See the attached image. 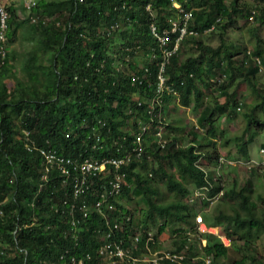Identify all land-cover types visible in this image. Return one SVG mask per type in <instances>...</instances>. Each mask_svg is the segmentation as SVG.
I'll list each match as a JSON object with an SVG mask.
<instances>
[{
  "label": "trees",
  "instance_id": "obj_1",
  "mask_svg": "<svg viewBox=\"0 0 264 264\" xmlns=\"http://www.w3.org/2000/svg\"><path fill=\"white\" fill-rule=\"evenodd\" d=\"M176 1L193 11L191 28L202 32L215 24V29L221 27L222 31L217 47L196 37L186 38L179 49L194 46L198 54L181 61L178 49L167 58V83L177 90L178 97L158 94L156 74L165 57L150 29L151 23L158 34L169 28L167 20L174 16L170 0H35L31 8L22 5V12L35 19L30 15L20 18L13 2L7 6L6 51L0 60V264H72L71 258L82 259L83 264H111V259L98 254L102 237L109 232L107 241H121L129 247L126 237L138 228L143 234L155 231L153 240L145 242L144 234L138 249L129 251L137 262L126 258L114 264H180L166 259L141 260L147 259L143 254L160 250L162 233L172 240L170 250L178 253L185 229H193L202 207L214 204L218 209L224 202L214 218L227 235L231 230L230 244L225 246L216 235L203 233L198 240L204 238L205 245L200 250L189 249L185 263L202 264L192 258L209 256L211 264H220L221 259L227 264H264L250 252L253 239L264 231V212L250 192L252 182L226 189L223 181L214 179L215 166L208 167V163L218 162L217 139L222 147L234 141L239 158H247L248 143L264 131V85L256 80L264 65V40L256 37L254 50L250 54L243 50L237 59L238 54L223 37L228 29L225 20L253 16L264 27V0H255L253 8L239 4L240 0H229L228 6L226 0ZM56 17L57 23H46ZM21 27L32 30L29 39L35 41L36 48L26 55V77L18 79L9 64L13 52L7 50V44L16 39ZM173 37L169 36L170 46ZM216 69L226 76L237 72L255 101L245 112L247 127L234 137L227 138L214 118L216 111L221 113L227 106L207 107L203 89L208 92L211 85L223 84L209 81L217 78ZM37 71L43 75L41 81L35 77ZM5 78L13 80L12 87ZM190 103L195 110L207 108L197 116L198 125L207 126L202 135L194 126L185 131L179 119L164 121V114L174 112L177 104ZM237 104L230 107L232 112L236 113ZM144 125L149 126L142 136L144 151L140 158L133 154L122 166L125 175L120 193L109 199L114 206L102 205V213L89 206L100 198L107 179L97 177L90 190L73 197L69 181L64 182L55 171L44 179L41 158L24 145L33 141L37 147L73 158L120 157L132 149L135 135ZM158 125H165L167 142L163 147L154 138ZM250 125L253 128L249 130ZM96 134L100 147L94 150ZM184 137L189 141L186 145L182 144ZM222 138H226L224 143ZM200 158L207 160L203 168ZM195 189L206 194L200 204L191 201ZM220 190L222 195L214 201ZM123 200L134 201L135 208H128ZM72 217L77 220L75 226ZM229 249H242L246 255L235 259L228 255Z\"/></svg>",
  "mask_w": 264,
  "mask_h": 264
},
{
  "label": "rangeland",
  "instance_id": "obj_2",
  "mask_svg": "<svg viewBox=\"0 0 264 264\" xmlns=\"http://www.w3.org/2000/svg\"><path fill=\"white\" fill-rule=\"evenodd\" d=\"M226 6H228L229 0H226ZM244 2L246 6L252 7L255 5L256 1L255 0H240L239 4ZM13 4L16 6L17 14L21 17H26L28 15L32 16V19L35 17L29 13V12H22L21 6L23 4V0H14ZM229 8V7H228ZM256 16H258V10L256 9ZM225 19V18H224ZM59 20V17L48 19L47 24L49 23H57ZM34 21V20H33ZM260 21H256L255 18L254 20H250L249 17H240L238 19H235L234 22L230 21L228 22L225 20V24H227V28L225 33H223V37L226 39V43L230 49L235 51L238 56L237 59H239L242 55L243 50H250L251 52L254 50L256 47V37L260 38L261 40H264V27L259 26ZM221 27H217L212 33L202 35L201 37H196L197 39L201 40L203 44L212 46V47H217L220 44V33L222 32ZM33 35L32 30L29 28L22 29V27L17 31V37L16 39L12 42L7 44V50H9L11 53L13 52L12 58L8 59L9 64L11 65V70L14 76H16L18 79H21L23 76L26 77L25 73V60H26V55L30 54V52L33 51V48H36L35 41L29 39L31 38L30 36ZM116 42H119V38L116 39ZM119 43H117L118 46ZM34 45V46H33ZM183 49V50H182ZM37 54H39V51H36ZM181 61L184 60L188 55L189 56H196L198 54V51L194 49V46L191 48L189 45L187 46H181V50L179 49ZM41 54V53H40ZM41 56V55H40ZM41 61V59L39 60ZM39 64V62H38ZM42 64H44V61H42ZM260 72L256 75V80L259 82V84L264 85V65L261 66ZM222 70L216 69L214 74L216 73H221ZM36 79L42 80V73L40 71L36 72ZM212 78V77H211ZM211 78L209 81H211ZM3 81L7 84L8 87H12L13 80L9 79H3ZM224 82V83H223ZM221 87L219 86H213L211 85L209 88V91L204 90V94L207 97L208 105L207 107H212L214 104H217V106H227L225 108V111H222L221 113L219 111L215 112L214 118L216 119V124L219 126V130L225 134L227 138L230 136L234 137L236 134H241L243 132V129L247 127L246 123V115L245 112L246 110L251 108L255 104V101L253 99V96L250 91V87L248 84L242 80V77L237 73V72H229L227 78H225L222 81ZM242 103V109L241 111H237V113L232 112L230 107L234 106V103ZM177 109L173 112H166L164 114V121L166 122H171V121H176L180 120L182 124L185 127V131H189L190 129L193 128V126L196 124L197 126V116L202 112V110L206 111L207 108H199V109H194V106L192 103H190L187 106H181L177 104ZM231 111V114H229V110ZM206 125H203L201 128L202 131L199 128H195L194 130L199 132V135H202L205 132ZM253 126L250 125L249 130L252 129ZM224 139L222 138V141L224 143ZM182 144H187L188 138L184 137L182 140ZM234 141L228 143L227 146H220L219 144V139H217V150H218V155L226 156L229 155L230 158H228L230 163L232 164H241L238 166V168H234L233 170H230L229 167L227 168H222L223 174H221V181L224 183V187L227 188H232V187H241L242 184H244L247 180H250L252 183L251 187V194L253 196V199L257 201V205L259 210L263 209L264 212V174L258 173L256 170L254 171H249L244 168V162L246 161H241L239 158V153H237V150L234 146ZM264 144V131L260 132L253 141H251L248 144V150L249 154L248 158L249 160H260V154L259 148L260 146ZM226 145V144H225ZM248 152V151H247ZM238 157L239 159H236ZM202 165L207 162L205 158L201 160ZM252 163V161H250ZM213 161L208 163V167H214ZM256 164H259L258 161ZM211 170V169H210ZM127 205L128 208L132 209L135 208V202L134 201H129L127 200L124 201ZM197 203V202H196ZM199 204V203H198ZM226 203H220L219 208H224ZM197 206V205H196ZM214 204L210 206H204L202 207V215L204 217V221L207 225H215L216 224V219L214 218V214L219 212L217 208H214ZM216 220V221H215ZM220 226H222L220 224ZM214 227V226H213ZM185 230H188L186 228ZM188 232H191L192 234L190 235L191 241L190 243L194 244L195 247L198 249L200 246L198 240V237L195 235L197 234L196 227L191 228ZM152 234H155V231H151ZM167 233H162L159 238V249H173L174 246L171 245V238H169ZM176 237V235H175ZM178 241V240H176ZM253 248L251 249V253L253 254L252 256H255L262 262H264V231L260 232L255 239H253ZM203 244V242L201 243ZM229 256H233L235 259H240L242 256L246 255L244 250H239L236 251L234 249H229ZM248 263L249 260H246ZM227 260L221 259L220 264H227Z\"/></svg>",
  "mask_w": 264,
  "mask_h": 264
},
{
  "label": "built area",
  "instance_id": "obj_3",
  "mask_svg": "<svg viewBox=\"0 0 264 264\" xmlns=\"http://www.w3.org/2000/svg\"><path fill=\"white\" fill-rule=\"evenodd\" d=\"M14 0H0V60L5 55V29H6V21L8 17V12L6 10L7 6L11 4ZM23 4L26 8H31L35 4V0H23ZM171 9L174 12V16L168 18L169 28H164L160 34L156 32L155 26L153 23L150 24L151 32L158 41V46L161 48L162 53L165 57V60L161 62L160 66L158 67L156 80H157V88L158 94L159 93H170L176 97H178L177 90L169 83H167V76L165 73V63L168 61V57L175 53L179 47L181 42L190 37H198L205 34L211 33L215 29V24H212L209 28L199 32L198 30L191 28V22L194 18L193 11L191 9H187L179 4L176 0H170ZM149 9V6L146 7ZM252 18V17H251ZM219 18L216 19L218 21ZM173 34V43L170 46L169 36ZM257 62H259L257 60ZM219 77V76H217ZM225 75L221 74L220 78H211V81H219L224 78ZM158 96V95H157ZM156 96V98H157ZM155 98V99H156ZM239 109V107L237 108ZM165 125H158L155 126L154 138L156 142L163 147L167 139L164 138L163 134L165 132ZM149 126L144 125L141 128V132L135 135V139L133 143L135 144L132 149L127 151L123 156L120 157H102V158H93V157H68L63 154H59L55 149L52 148H44V147H37L33 141L26 142L25 148L28 152L36 153L40 158L43 166V177L45 180H48L51 176L49 175L52 171H55L59 176L62 177L64 182H68L71 184L72 194L73 197H78L86 193L87 190L91 189V186L94 185V179L98 177V179L108 180V186L101 190L100 198L94 200L89 206L91 209L96 210L102 213V205L107 206V208H111L114 206L112 202L109 201L110 198H116L117 195L120 193V189L122 187V182L125 173L121 172L122 166L127 165L130 162L131 156L134 154L137 158H140L144 147L142 145V136L143 133H146ZM26 134V132H24ZM100 147V136L95 135V142L92 144V149H97ZM260 170L264 172V160L260 163ZM49 173V174H48ZM205 189V188H204ZM222 195V191H218L216 195L212 198L214 201L217 200ZM207 199L205 192L201 189L194 190V196L192 200H199L202 202L203 200ZM211 199V203H212ZM210 200V198H209ZM74 207V205H71ZM71 207V210H72ZM83 216L88 214V211L83 207L82 208ZM73 216V213H72ZM129 216H126L125 220H129ZM71 225L75 226L77 220L72 217ZM196 220V231L198 233L203 232H212L221 240L224 245L229 244V239L227 238L226 234H220L217 230L212 231L208 227H206L203 223L202 216L198 214L195 217ZM108 224L109 221L106 220ZM115 229H118L119 226L116 223L114 225ZM145 242H148L152 239L151 231H145ZM141 228H138L134 233L128 235L126 239H128L129 247H124L123 242L119 241V243L111 244V242L107 241L106 239L110 236V233L107 232L104 237H102L103 243L98 248V254L104 255L110 260L111 264L115 262H122L126 258H131L132 262H137L138 258L130 256L129 251L131 249L135 250L138 249L139 244L141 242V238L144 235ZM190 233H186V240L182 244V250L177 252H172L170 249H160L154 251L153 253H146L147 259L144 257L141 261H147L151 259L153 262L159 260H169L173 263H180L185 264L186 254L187 251L190 249ZM205 244V240L201 239V243ZM114 245V248L112 247ZM89 258L86 255V259ZM192 259H197L192 258ZM202 260V264H211V258L209 256L199 258ZM72 264H83V260H75L71 258Z\"/></svg>",
  "mask_w": 264,
  "mask_h": 264
},
{
  "label": "clouds",
  "instance_id": "obj_4",
  "mask_svg": "<svg viewBox=\"0 0 264 264\" xmlns=\"http://www.w3.org/2000/svg\"><path fill=\"white\" fill-rule=\"evenodd\" d=\"M252 17V18H251ZM251 17H249V19L252 21L253 20V16H251ZM217 18H219V17H217ZM216 18V19H217ZM220 19V18H219ZM219 21V20H218ZM218 21H216V22H218ZM198 37H201V36H198ZM190 38H192V37H190ZM250 50H247L246 51V53L247 54H250ZM258 59H256V61H257ZM259 61V60H258ZM260 62V61H259ZM259 62H257V64L259 63ZM224 65V64H223ZM262 68V67H261ZM261 70V69H260ZM221 74H224V73H218V76L219 77H217V78H220V75ZM225 75V77L224 78H222L221 80H219V81H215L216 83H218V84H221L222 83V81L225 79V78H227V76H226V74H224ZM212 78H214V77H212ZM216 78V79H217ZM224 83V82H223ZM239 107V109H237ZM241 107H242V103L241 102H239L238 104H237V106L235 107V110H236V113H237V111H241ZM200 126H197L196 124L194 125V129L196 128H199ZM202 126L199 128L201 131H202ZM25 132V131H24ZM188 144V143H187ZM249 144V143H248ZM186 145V144H185ZM224 147V146H223ZM247 153H249V150H248V145H247ZM259 154H260V157H261V159L260 160H257L258 161V163L259 164H256L257 163V161H255V160H249V158L247 157V158H240V160L241 161H246V162H244V168L246 169V170H249L250 168H254V169H256L257 170V172L258 173H260V174H264V172L263 171H261L260 170V163L264 160V148L262 147V145L260 146V148H259V152H258ZM36 154V153H35ZM249 155V154H248ZM228 158H230V156L229 155H226V156H222V155H219L218 156V162H217V164H215V168H214V170H215V177H214V179L216 180L217 178H219L220 180H221V174H223V170L221 169V167L222 168H227L228 169V167H229V169L230 170H233L234 168H238V166L239 165H241V164H238V163H236V164H232V163H230L229 161H227V160H229ZM203 158H200V164H201V167L203 168V166H204V164L202 165V162H201V160H202ZM236 159H239L238 157H236ZM250 161H252V163H250ZM228 166V167H227ZM212 170V169H211ZM222 191V190H221ZM199 204H200V201L199 200H196ZM210 205H212V204H210ZM202 212V211H201ZM201 212H198L197 214H196V216L198 215V214H200L201 216H202V220H203V223H204V225L206 226V227H208L210 230H212V231H218L220 234H226V236H227V238L229 239V244H230V241H231V234H230V232H231V230H228L229 232H228V235H227V232H224L222 229H221V227L218 225V224H215V225H207L206 223H205V221H204V217H203V215H202V213ZM195 216V217H196ZM214 226V227H213ZM196 227V220H195V225H194V227L193 228H195ZM186 231V233L189 231V230H185ZM186 233H185V235H186ZM190 234H192L191 232H189ZM203 233H206V232H203ZM203 233H198V234H196L195 233V235L197 236V237H199L200 235H202ZM208 233H212V232H208ZM212 234H214V233H212ZM215 235V234H214ZM217 236V235H216ZM201 239H203V240H205L204 238H200L199 240H197L198 242H199V244H200V246L198 247V250H200L201 249V247L202 246H204V245H201ZM186 240V239H185ZM185 240H183V241H181V243L182 242H185ZM205 243H206V240H205ZM229 244H227V245H225V246H228ZM192 249H194V250H196L197 248L195 247V245L194 244H190V250H192ZM189 251V250H188ZM187 251V252H188ZM203 257H206V256H199V257H196L197 259H195V260H198L199 258H203ZM186 258H187V254H186ZM193 258H195V257H193ZM192 260H194V259H192ZM194 260V261H195ZM201 260V259H200ZM186 264V263H185Z\"/></svg>",
  "mask_w": 264,
  "mask_h": 264
}]
</instances>
